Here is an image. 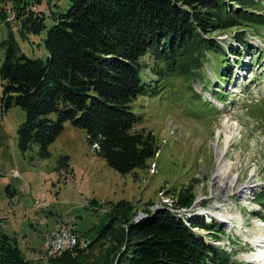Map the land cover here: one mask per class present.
Returning <instances> with one entry per match:
<instances>
[{
    "label": "trees",
    "instance_id": "obj_1",
    "mask_svg": "<svg viewBox=\"0 0 264 264\" xmlns=\"http://www.w3.org/2000/svg\"><path fill=\"white\" fill-rule=\"evenodd\" d=\"M40 1L0 0V25L7 28L0 41L5 48L0 114L13 105L24 110L16 129L21 151L37 145L38 156L48 158L49 144L69 123L83 129L97 153L123 174L147 167L159 149L151 132L135 129L143 118L132 110L133 102L161 92L167 76L196 77L207 52L220 54L217 79L229 76L225 53L237 45L222 42L218 32L232 29V39L245 48L246 34L264 27L260 0H69L46 29L42 60L19 50L12 29L14 24L22 36L40 34L46 13L33 7ZM54 1L46 0L49 8ZM219 83L213 90L218 99ZM67 159L62 155L58 166L67 167ZM194 198L190 191L179 192L171 204L138 221L130 204L119 199L107 222L78 231L79 244L65 249L55 264H83L80 258L94 251L97 264H239L232 251L196 230L202 227L217 241L224 233L220 223L181 211ZM22 258L9 236L0 233V264H29Z\"/></svg>",
    "mask_w": 264,
    "mask_h": 264
},
{
    "label": "rangeland",
    "instance_id": "obj_2",
    "mask_svg": "<svg viewBox=\"0 0 264 264\" xmlns=\"http://www.w3.org/2000/svg\"><path fill=\"white\" fill-rule=\"evenodd\" d=\"M69 4V0H55L49 8L46 0L35 3V9L46 13V26L40 34L22 36L13 24L19 50L44 60L46 29ZM260 4L264 8V0ZM233 35L231 29L217 36L228 45H237L227 47L225 53L231 65L229 76L217 79L220 54L207 52L198 77L167 76L161 92L140 95L133 102L132 110L143 118L135 129L144 127L159 146L143 169L125 174L115 170L87 141L85 131L69 123L49 144L48 158L38 156L37 145L21 151L16 129L25 118L24 110L13 105L0 114V233L20 249L23 262L55 264L59 260L61 254L45 253L42 244L45 233L59 222L81 233L92 225L99 228L119 199L130 204L138 221L147 211L171 204L179 192L190 191L193 203L181 211L201 215L204 222L214 218L224 233L216 241L202 227L196 230L232 251L239 264H260L245 256L257 255L256 223H264V27L246 34L249 44L245 48L239 47ZM6 36V25L1 24L0 41ZM4 51L1 45L0 65ZM234 53L240 56L238 60ZM218 81L223 90L219 99L213 95ZM225 125L234 133L230 143L225 142ZM62 155L68 161L61 168L58 159ZM231 163L230 172L218 174ZM225 212L226 222L221 216ZM98 253L80 259L83 264H97Z\"/></svg>",
    "mask_w": 264,
    "mask_h": 264
},
{
    "label": "built area",
    "instance_id": "obj_3",
    "mask_svg": "<svg viewBox=\"0 0 264 264\" xmlns=\"http://www.w3.org/2000/svg\"><path fill=\"white\" fill-rule=\"evenodd\" d=\"M80 235L76 232L74 226H69L67 223L59 222L55 227L45 233L43 248L45 253L49 255L62 254L65 249H70L79 243ZM81 241L87 245L88 239L83 238Z\"/></svg>",
    "mask_w": 264,
    "mask_h": 264
},
{
    "label": "bare ground",
    "instance_id": "obj_4",
    "mask_svg": "<svg viewBox=\"0 0 264 264\" xmlns=\"http://www.w3.org/2000/svg\"><path fill=\"white\" fill-rule=\"evenodd\" d=\"M224 127H225L224 129H225V140H226L225 142L230 143L229 141L234 137V133H232L231 130L226 127V125ZM231 168H232V163L228 164L227 166H223L222 168L219 169L218 174L228 173L230 172V170H232ZM222 187H224V185ZM222 187L220 189H222ZM221 216L225 222L229 220V216L226 214V212L221 214ZM256 228L259 230L258 231L259 234H256L258 235V238L253 241V244L256 247V252L258 253L257 255H253V256L247 255L245 256V259L249 262L257 261L260 262V264H262L264 262V223L263 224L256 223Z\"/></svg>",
    "mask_w": 264,
    "mask_h": 264
}]
</instances>
